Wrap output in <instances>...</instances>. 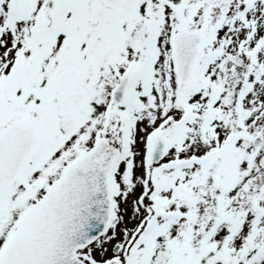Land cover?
Returning a JSON list of instances; mask_svg holds the SVG:
<instances>
[{
    "label": "snow or ice",
    "instance_id": "snow-or-ice-1",
    "mask_svg": "<svg viewBox=\"0 0 264 264\" xmlns=\"http://www.w3.org/2000/svg\"><path fill=\"white\" fill-rule=\"evenodd\" d=\"M0 264H264V0H0Z\"/></svg>",
    "mask_w": 264,
    "mask_h": 264
}]
</instances>
